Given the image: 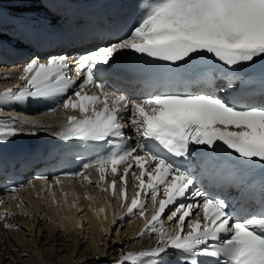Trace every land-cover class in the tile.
Segmentation results:
<instances>
[{"label":"snow or ice","instance_id":"6c2138e0","mask_svg":"<svg viewBox=\"0 0 264 264\" xmlns=\"http://www.w3.org/2000/svg\"><path fill=\"white\" fill-rule=\"evenodd\" d=\"M125 49L172 63L194 60L204 53L229 67L254 62L264 58V0H144L130 32L115 43L80 55L75 60L74 76L69 74L63 56L45 61L32 59L19 72L23 84L18 90L9 87L0 92V102L5 103L28 97L54 98L63 96L82 79L59 105L81 115H68L55 135L64 140L114 137L117 142L113 150L85 165L97 168L98 180L93 182L83 173L74 175L95 183L102 193L110 191L126 210L123 215L142 218L144 224L137 237H158L156 247L129 251L114 264H143V257H156L151 264H166L159 258L172 254L171 250L188 254L187 264H264V202L244 216L229 211L226 199L201 190L191 193V202H180L189 197L197 182L189 159L192 145L212 149L220 142L241 158L264 162V103L227 101L216 94L218 88L129 99L111 91L96 76L98 66L109 65ZM89 85L97 91L90 93ZM227 87L231 88V83ZM124 114H128L127 123L122 122ZM38 123L16 115L0 121V141L16 135L17 124L36 127ZM126 127L134 133V145L129 143L132 137L125 135ZM179 158L186 162H178ZM41 179L47 185L46 178ZM54 183L62 181L57 178ZM129 187L134 189L130 200ZM48 193L53 203L69 205L67 192L63 193V201H57L50 187ZM71 195L69 211H82L77 207L79 197L74 192ZM149 201L152 212L146 216ZM3 202L0 200V204ZM105 204L111 206L108 200ZM91 210L98 217L105 213V206ZM168 212V221L177 224L174 231L163 223L162 217ZM9 215L6 210L0 212V220ZM13 227L17 225L4 224L5 229Z\"/></svg>","mask_w":264,"mask_h":264},{"label":"bare ground","instance_id":"6f19581e","mask_svg":"<svg viewBox=\"0 0 264 264\" xmlns=\"http://www.w3.org/2000/svg\"><path fill=\"white\" fill-rule=\"evenodd\" d=\"M0 2L2 4L9 5L11 8H16L19 10H29L36 5V0H0ZM28 2H30L32 5H29ZM3 112L6 111L3 110ZM57 113L58 112L51 115L56 116L54 120L59 118V114ZM16 116L18 115L16 114ZM45 117L48 116L46 114H41L38 116H32L30 117V119L34 121H41L44 120ZM18 118L21 117L18 116ZM17 127L18 129H28L32 126L17 124ZM36 127H40L45 130L52 129V126L47 127L40 124V122ZM89 177L95 178L91 173H89ZM44 186L45 185L43 181H37L36 183H33L32 186L28 185L24 189H19L9 194L0 195L1 200L4 201L2 204H0V212L6 210L7 212L11 213L10 211H12L11 215L5 217L4 220H0V264H18L19 262H22L17 259V257L22 258L23 262H25L26 260V264H32L33 254L31 250L32 245H30V243H32L31 240H33V238L27 239V232L24 231L28 230L29 235H31V233L34 232V227L37 226V229H39L38 231L41 232L43 226H41V224L35 225V212H32V210L38 211L41 207L43 209L42 211H45L49 219L52 220L49 221L54 224L50 227V238H48L47 241L43 242L42 244V246L48 245L46 246V250L49 256L48 258L52 259V263H56L54 261H56L57 256L62 255L61 252H63L64 250L67 251L65 252L66 254L76 251V241L79 238L78 235L73 236L72 234V236L75 238L74 244L70 245L68 243V240H70L69 238L71 236V233H74V231L76 232L77 230L83 232L84 236H86L87 238L88 243L85 247H83L82 243L81 247H79L78 249L81 248L80 251L83 250V254L86 253L88 256H86V260L81 259V256L83 254H79L77 250V254H75V256L72 255L68 260V264H95L96 262L98 263L101 258H103L104 253H108L107 256H111L121 252V250L125 248L135 247L139 245H147L150 243V238L153 234H146L141 237L136 236V233H138L143 227L144 220L138 215H123L126 210L121 209L120 205H118V202L120 201L112 198L110 192L102 193L95 183H79L65 179L61 184L54 183L50 187L51 191L56 194L57 201H63V193L67 192L69 194V205L71 204L73 199L71 194L74 192L79 197L77 207L79 209L83 208L81 212L76 211V209H71V211H69V205L53 203L51 196L48 193V189L44 190ZM87 197H92V199L89 200ZM106 200L111 202L110 207L105 204ZM26 202H29V204ZM43 203L45 206L43 205ZM90 204L91 208L89 207ZM101 206H105V213H101L97 217L91 209H99V207ZM27 209H32L30 211L33 214L31 213L29 216L25 215L24 210ZM13 210H23L22 212H24V214L22 217L19 218L16 214L13 215ZM147 213L146 216L148 215ZM122 215L123 218L121 219L120 217ZM66 217H71L72 219H66ZM19 219L20 223L17 227L10 229L4 228L5 223L15 224V220ZM114 219L115 223H113ZM75 222H79L80 226H76ZM21 223L25 224V226L27 225V227H20ZM61 224L63 225V227L60 226ZM116 224L120 225L121 230L124 228V230L122 231L125 234V237H128L126 241H121L122 243L120 242L118 243V245H111L105 251V245L104 243H101V240L104 239V236L108 235L110 230L114 229V225L116 227ZM55 225L58 227V229L55 227ZM85 230H87L86 233H84ZM35 238L38 239L37 237ZM153 239L154 236H152L151 240ZM36 242L38 241L35 240V243ZM56 243L60 246L56 247ZM28 246L29 249H27ZM87 246L91 250L90 253H88V251L86 250ZM28 250L29 252L27 253ZM16 253H20V256H16ZM25 255H28L27 258ZM75 257H77V259H74ZM8 259L9 262H6V260ZM38 264L47 263L42 260H39Z\"/></svg>","mask_w":264,"mask_h":264},{"label":"rangeland","instance_id":"374dc122","mask_svg":"<svg viewBox=\"0 0 264 264\" xmlns=\"http://www.w3.org/2000/svg\"><path fill=\"white\" fill-rule=\"evenodd\" d=\"M29 3V5H32L30 2H28ZM45 119H46V117H45ZM19 201V200H18ZM20 202V201H19ZM26 203H28L29 204V202H26ZM43 205H44V203H43ZM45 206V205H44ZM30 210H32V209H27V210H24V212L25 213H29V214H31L32 212H35V214H34V219H35V225H37V224H41V226H43L42 227V229H41V232H39L38 230L39 229H37V226L36 227H34V232L33 233H31V235H29V231L28 230H26V231H24V232H27V234H26V237H27V239L28 238H33V240H31V242L34 244H32V243H30V242H28V243H30V245H32L31 247V250H32V254H33V260H32V264H38L39 263V260H42V261H44V262H46L47 264H51L52 263V259H49L48 257V254H47V250H46V246H48V245H45V246H42V244H43V242H46L47 241V239L48 238H50V227L52 226V225H54L53 223H51L50 221H52V220H50L49 219V217H48V215H46V213H45V211H42L43 209H42V207L38 210V211H34V210H32V212L30 211ZM23 210H21V211H14L13 210V215H17V217H22L23 216V214H24V212H22ZM42 211V212H41ZM11 213H12V211H10ZM42 213V214H41ZM33 214V213H32ZM29 216V215H28ZM50 220V221H49ZM18 221V222H17ZM15 224L14 225H19V223H20V219L19 220H15ZM20 227H27V225L25 226V224H23V223H21L20 224ZM55 227L58 229V227L55 225ZM13 228H15V227H13ZM81 228V227H80ZM83 228V227H82ZM113 228L114 229H112V230H110L109 231V233H108V235H106V236H104V239H102L101 240V243H104V245H105V251L111 246V245H118V243H120L121 241H126V239H127V237H125V234L123 233V231L122 230H124V228L121 230V228H120V225L119 224H116V227H115V225L113 226ZM119 228V229H118ZM58 231V230H57ZM86 231L87 230H85V232L84 233H86ZM72 234H73V236H77L78 235V239H77V241H76V251H74V252H71V253H65V252H67V251H63V252H61V254L62 255H59V256H57V258H56V261H54V262H56V263H52V264H68L67 262H69L68 260L70 259V257L73 255V256H75V254H77V250H78V253L79 254H83L84 252H83V250L82 251H80V249H78L79 247H81V244L83 243V247H85L88 243H87V238H86V236H84V234H83V232H80V231H74V233H71V236H72ZM31 236V237H30ZM34 236V237H33ZM70 236V240H68V243L70 244V245H72V244H74L75 243V238L72 236L71 237ZM117 236V237H116ZM35 237H37L38 239H36ZM123 238V239H122ZM26 239V240H27ZM121 239V240H120ZM35 240L36 241H38V242H36L35 243ZM79 240H80V242H79ZM105 240H107V241H105ZM28 241V240H27ZM122 243V242H121ZM40 245V246H39ZM55 246L57 247V246H60L59 244H55ZM45 248V249H44ZM27 249H29V246L27 247ZM42 249H44V250H42ZM87 251H88V253H90L91 252V250L88 248V246H87V249H86ZM80 251V252H79ZM29 252V250L27 251V253ZM66 254V255H65ZM108 254V253H107ZM104 255H106V253H104ZM16 256H20V253H16ZM23 256V255H22ZM26 256V258H27V256L28 255H25ZM79 256V255H78ZM77 256V257H78ZM86 256H88L86 253L85 254H83L82 256H81V259H84V260H86L87 259V257ZM60 257V258H59ZM77 257H75L74 259H77ZM17 259H19L20 261H22V262H19L18 264H26V260H25V262H23V260H22V258H20V257H17ZM35 259V260H34ZM67 259V260H66ZM37 260V261H36ZM47 260V261H46ZM55 260V259H54ZM6 262H9V259L8 260H6ZM86 262V261H85Z\"/></svg>","mask_w":264,"mask_h":264}]
</instances>
